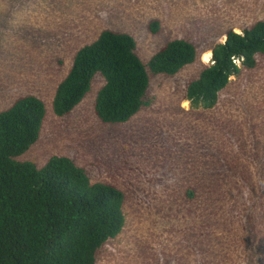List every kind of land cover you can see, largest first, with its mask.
Listing matches in <instances>:
<instances>
[{
  "label": "rangeland",
  "instance_id": "rangeland-1",
  "mask_svg": "<svg viewBox=\"0 0 264 264\" xmlns=\"http://www.w3.org/2000/svg\"><path fill=\"white\" fill-rule=\"evenodd\" d=\"M261 20L264 0H0V110L26 94L46 108L21 159L41 167L69 156L125 194L126 225L96 264H264V55L231 76L214 106L186 97L226 32ZM104 29L133 35L145 63L175 38L198 58L174 75L150 73L152 102L125 123L97 117L101 75L57 116L67 67Z\"/></svg>",
  "mask_w": 264,
  "mask_h": 264
},
{
  "label": "trees",
  "instance_id": "trees-1",
  "mask_svg": "<svg viewBox=\"0 0 264 264\" xmlns=\"http://www.w3.org/2000/svg\"><path fill=\"white\" fill-rule=\"evenodd\" d=\"M158 21L152 30H158ZM213 47L212 63L187 87L193 105L212 107L231 76L264 55V20L243 32L229 29ZM198 58L185 38L168 41L145 63L128 32L104 29L75 54L58 84L53 110L71 113L104 78L95 112L105 123H125L149 106L150 73L174 75ZM45 102L21 95L0 110V264H96L98 251L126 225L125 194L114 184L92 181L87 169L66 155L43 165L22 160L40 138Z\"/></svg>",
  "mask_w": 264,
  "mask_h": 264
},
{
  "label": "crops",
  "instance_id": "crops-1",
  "mask_svg": "<svg viewBox=\"0 0 264 264\" xmlns=\"http://www.w3.org/2000/svg\"><path fill=\"white\" fill-rule=\"evenodd\" d=\"M71 64H72V63H70L69 66H70ZM69 66L67 67V69L69 68ZM66 73H67V70H66V72H65V75H66ZM65 75H64V76H65ZM62 79H63V78H62ZM62 79H61V80H62Z\"/></svg>",
  "mask_w": 264,
  "mask_h": 264
},
{
  "label": "clouds",
  "instance_id": "clouds-1",
  "mask_svg": "<svg viewBox=\"0 0 264 264\" xmlns=\"http://www.w3.org/2000/svg\"><path fill=\"white\" fill-rule=\"evenodd\" d=\"M77 106H78V105H77ZM77 106H76V107H77ZM76 107H75V108H76Z\"/></svg>",
  "mask_w": 264,
  "mask_h": 264
}]
</instances>
